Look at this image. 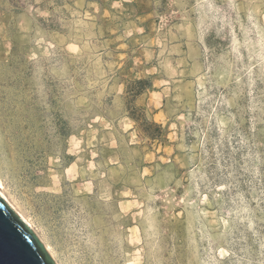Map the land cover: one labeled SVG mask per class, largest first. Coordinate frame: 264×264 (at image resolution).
I'll list each match as a JSON object with an SVG mask.
<instances>
[{
	"label": "rangeland",
	"instance_id": "374dc122",
	"mask_svg": "<svg viewBox=\"0 0 264 264\" xmlns=\"http://www.w3.org/2000/svg\"><path fill=\"white\" fill-rule=\"evenodd\" d=\"M0 181L55 264H264V0H0Z\"/></svg>",
	"mask_w": 264,
	"mask_h": 264
},
{
	"label": "water",
	"instance_id": "95a60500",
	"mask_svg": "<svg viewBox=\"0 0 264 264\" xmlns=\"http://www.w3.org/2000/svg\"><path fill=\"white\" fill-rule=\"evenodd\" d=\"M0 264H55L36 234L1 196Z\"/></svg>",
	"mask_w": 264,
	"mask_h": 264
},
{
	"label": "trees",
	"instance_id": "16d2710c",
	"mask_svg": "<svg viewBox=\"0 0 264 264\" xmlns=\"http://www.w3.org/2000/svg\"><path fill=\"white\" fill-rule=\"evenodd\" d=\"M153 89L152 76L138 77L124 82L127 116L134 122L141 137L151 140L166 141L167 127L149 118L144 108L135 104L136 99L144 92Z\"/></svg>",
	"mask_w": 264,
	"mask_h": 264
},
{
	"label": "bare ground",
	"instance_id": "6f19581e",
	"mask_svg": "<svg viewBox=\"0 0 264 264\" xmlns=\"http://www.w3.org/2000/svg\"><path fill=\"white\" fill-rule=\"evenodd\" d=\"M2 188H3V185H2V182L0 181V196L4 199H6V197H5V194L2 192ZM22 217V216H21ZM23 218V217H22ZM25 218V217H24ZM23 218V219H24ZM24 221L26 222V224L29 226V227H31L32 228V224L30 223V221L29 220H27V219H24ZM29 221V222H28ZM49 248L50 247H46L45 249H46V251H49Z\"/></svg>",
	"mask_w": 264,
	"mask_h": 264
}]
</instances>
